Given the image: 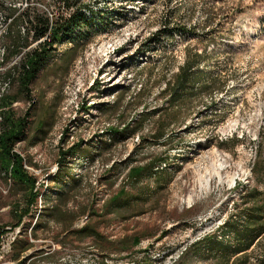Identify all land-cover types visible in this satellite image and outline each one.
I'll use <instances>...</instances> for the list:
<instances>
[{"label": "rangeland", "instance_id": "obj_1", "mask_svg": "<svg viewBox=\"0 0 264 264\" xmlns=\"http://www.w3.org/2000/svg\"><path fill=\"white\" fill-rule=\"evenodd\" d=\"M63 2L18 0L15 10L1 2L0 10L11 20L0 45L14 40L23 45L30 29L27 20L35 14L53 22L68 17L73 11L66 10ZM78 3H95L102 14L96 11L73 41L55 46L30 86V101L20 99L12 105L18 115L30 113L26 138L15 145L27 171L45 185L47 177L56 172L60 151L79 144L80 155L93 157L77 160L72 168L80 186L63 209L75 216L91 207L99 209L122 185L128 167L158 157L175 165L163 188L147 181L153 195L138 208L142 214L89 220L106 239L115 242L114 248L121 247L124 239L140 238L125 251H101L91 239L76 241L65 236L68 229L87 221V216L61 224L50 222L47 229L32 235L34 217H24L22 224L13 228L11 207L24 205V200L0 176V264H57L66 250L87 248L86 255L98 250L111 256L113 264L138 263L142 252L148 256L156 242L158 248L179 239L190 220L202 214L229 216L235 205L241 204L243 190L264 191V175L256 178L251 170L257 151L264 152V0ZM21 27L24 33L19 36ZM201 33H208L207 38H201ZM153 35H158V43L152 42ZM28 40L30 45L20 53L18 63L36 44ZM4 48H0L4 50L0 81L7 78L10 63L17 57H10L13 49L7 52ZM72 48L75 53L70 60ZM204 49L215 90L195 98L185 96L171 106L166 87L190 54ZM2 85L0 96L16 90L11 80L8 88ZM41 118L49 124L36 132L35 122ZM111 129L118 133L112 134ZM222 142L226 146H221ZM41 207L38 200L30 213ZM20 228L24 230L21 238L27 237L33 246L14 261L9 244ZM243 259L246 264H264V236Z\"/></svg>", "mask_w": 264, "mask_h": 264}, {"label": "trees", "instance_id": "obj_2", "mask_svg": "<svg viewBox=\"0 0 264 264\" xmlns=\"http://www.w3.org/2000/svg\"><path fill=\"white\" fill-rule=\"evenodd\" d=\"M78 2L80 0H64L65 9L73 12L60 21L53 22L47 16L39 14L28 18L30 29L23 38V45L14 40L10 45L4 46L7 52L13 49V54L10 56L13 57L30 45L28 38L36 43L32 49L24 52L19 63L6 75L11 78V84L16 86L14 93L0 96V176L9 181L24 200V205L14 204L11 207L10 212L15 219L13 228L20 226L24 217H34L35 223L30 229L32 235L38 230L47 229L50 222L61 224L74 217L87 216V221L78 228L68 229L65 236L76 241L91 239L101 251L113 249L125 251L137 245L140 238L124 239L120 241L121 247L114 248L115 242L106 239L99 232L97 224L90 223L89 220L95 218L100 222L102 218L111 215L127 219L142 214L143 212L138 208L153 195L147 181L153 180L155 188H163L168 183V177L175 164H169L166 157H158L142 166L128 167L122 185L103 201L99 209L94 210L91 207L74 216L73 212L63 209L72 193L80 186L81 180L76 177L72 168L73 165H77L75 163L77 160H92L93 157L80 155L77 151L79 144L66 151H60L56 172L48 176L46 184L42 185L36 176L27 171L24 157L15 150V145L24 140L29 131L30 113L25 111L22 115H18L12 105L20 99L30 101V86L51 57L55 46L62 42L73 41L81 30L86 29L96 11L102 14V11L95 7V3L90 5ZM83 10L88 13V17ZM17 35L21 36L22 33L18 31ZM207 35L208 33H201L200 37L207 38ZM153 36L152 42L158 43V35ZM171 39L172 36L169 40ZM74 48L70 49L72 53L70 60L74 56ZM206 56V49L200 54L192 52L179 67L172 82L166 87V90L170 91L168 102L171 106L177 105L185 96L195 98L215 90L217 85L213 81ZM5 59L7 61V54ZM47 121L42 118L37 120L36 132L44 128ZM111 132L118 133L113 129ZM221 146H226V143L222 142ZM251 170L256 178L264 175L263 151H257ZM142 181L145 184H140ZM135 186L138 188L133 190ZM38 200H41L42 207L35 211V214H31V209L36 208ZM240 203L235 205V211L229 214L217 234L206 236L192 244L175 264H246L243 256L264 236V191L256 188L245 189L240 194ZM23 232L24 230L20 228L9 244L14 261H19L33 246L27 237L21 238ZM142 253L141 262L145 264L149 261V257L145 254V250Z\"/></svg>", "mask_w": 264, "mask_h": 264}, {"label": "bare ground", "instance_id": "obj_3", "mask_svg": "<svg viewBox=\"0 0 264 264\" xmlns=\"http://www.w3.org/2000/svg\"><path fill=\"white\" fill-rule=\"evenodd\" d=\"M0 1L3 2L6 5V7L12 6L11 3L8 2V0H0ZM1 10H0V37H2L4 34H6L8 24L11 20L10 18L7 19L3 15ZM3 17H4V19H2ZM3 54H4V50L2 49L0 51V55H3ZM9 83H10V81L4 82L2 85L3 88L4 87L6 88ZM0 92H2V90ZM246 179H249V178L246 177ZM246 179H244V180H246ZM207 182L208 181L206 178L202 182L203 184L201 187L204 188V190L207 188ZM246 182L247 181H245V184H246ZM188 200H190V197H188ZM227 217L228 216H226V215H217L213 218H212V215L201 217L194 224V228H193V235L194 236L191 238L190 243H189V239L187 238L186 231H185L182 235H180L179 239H177L175 242L170 243L169 245H166V246L164 245V246H161L158 248L155 247L151 251L149 250L147 252L148 257H149V261L145 262V264L164 263L167 259H169L172 256H174V261L171 263H168V264H175L192 244L202 240L206 236H209L212 234H217L218 231L223 227ZM189 228H190V225L188 226V228H186L187 231L189 230ZM146 246L147 245H145L143 248L146 249ZM140 259L141 258H139V260ZM142 262L139 261L138 263H135V260H134V261L130 262V264H142ZM57 264H73V258H65V259H63V263H57ZM85 264H107V259H99V255H97L96 253H89L88 255H86Z\"/></svg>", "mask_w": 264, "mask_h": 264}, {"label": "built area", "instance_id": "obj_4", "mask_svg": "<svg viewBox=\"0 0 264 264\" xmlns=\"http://www.w3.org/2000/svg\"><path fill=\"white\" fill-rule=\"evenodd\" d=\"M8 2L12 3V9L15 10V5L18 2V0H9ZM25 5H26V3H24V6ZM7 16H8V14H7ZM2 19H4V17ZM19 31H20V33H24V28L21 27ZM1 47H4V46L0 45V48ZM19 55L20 54H18L17 57L10 63L11 69L18 64ZM10 80H11V78H8V77L3 78L0 81V85H2V83H4V82H9ZM208 213H204V214H208ZM202 215L198 216L197 218H195L193 220H190V228L188 231H186V235H187V238L189 239V243H190L191 238L194 236L193 235L194 224H195V222H197L201 218ZM226 216H228V213H226ZM158 242H156V247L158 246ZM90 248H92V247H90ZM87 249H69V250H66L59 258H57V261L55 263H63V259H65V258H73V264H85V262H86V250ZM97 255H99V259H107V264H113L111 256H109L107 254H103V253L99 252L98 250H97ZM173 261H174V256L167 259L164 263H158V264H168V263H171Z\"/></svg>", "mask_w": 264, "mask_h": 264}, {"label": "crops", "instance_id": "obj_5", "mask_svg": "<svg viewBox=\"0 0 264 264\" xmlns=\"http://www.w3.org/2000/svg\"><path fill=\"white\" fill-rule=\"evenodd\" d=\"M252 247H253V246H252ZM252 247H251V248H252ZM251 248H250V249H251ZM250 249H249V250H250ZM249 250H247V252H248Z\"/></svg>", "mask_w": 264, "mask_h": 264}]
</instances>
